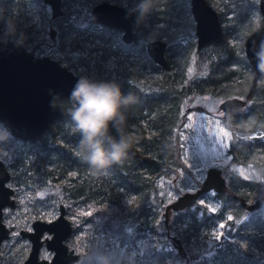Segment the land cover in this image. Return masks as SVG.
<instances>
[{
  "label": "trees",
  "instance_id": "trees-1",
  "mask_svg": "<svg viewBox=\"0 0 264 264\" xmlns=\"http://www.w3.org/2000/svg\"><path fill=\"white\" fill-rule=\"evenodd\" d=\"M114 1V0H109ZM120 1V0H119ZM225 5L231 4L230 17L227 18L223 11L217 10L221 22L226 21L222 34L216 41L205 44L197 49L196 60L193 65L197 73H189L190 58L184 54L183 47L177 51L182 56L178 60L168 59L166 67H160L151 61L150 67L153 73H159L160 77L146 78L137 74L134 70L108 69L112 73V80L120 84L122 92H131L139 97V103L127 114L126 122L136 123L141 119L150 121L159 129V133L149 137H142L138 145L139 155L128 154L120 164L111 165L105 172L108 183L96 182L90 184L87 177H82L85 172L92 171L82 164L76 155V145L80 139L78 133L68 131L69 128H62L64 138L62 144L52 147H41L45 156L41 159H32L28 169L34 175L61 176L67 172H74L75 176L69 175L68 182L61 186V190L55 191V199L62 201V196L68 198L67 208L74 212L75 208L83 204L84 198L110 195L116 197L134 196V207L122 209L119 212L108 213L104 208L96 204L93 207V214L102 216L103 223L115 233H123L124 225L127 224L136 234L146 235L149 240L146 244V251L142 258L149 260L151 264H172L176 258L184 257L188 264H254L247 259L249 251H241L235 244V238L240 233L246 232L253 220L243 217L248 214L236 198L225 195V192L216 193L221 197V203L216 207L209 208L197 205V201L185 209L175 212L168 225H164L162 219H153L158 216L156 208L162 207L164 200L160 192V178L176 172L182 165L179 129L183 124L180 116L182 108L189 96L197 91L205 90L214 92L219 82V94L226 97L239 95L244 97L248 103L251 121L245 125L240 112L235 117L239 127H232L233 136L229 142L230 159L228 164H241L250 160L264 178V156L256 158L254 148L257 146L260 152H264V134L262 136L251 135L255 131L261 132L264 129V76H258L250 69V65L244 55V49L235 42V38L245 33L241 25L247 20L248 10L255 9L254 14L258 15L256 0H225ZM87 0H63V15L56 17L45 25L54 26L56 29L53 42L60 48L69 46V53L76 55V48L79 44L78 36L64 41L62 37L72 32L85 34L89 28L85 27L88 21V13L80 16L83 5ZM131 8L140 0H126ZM77 5L78 9L71 10L70 6ZM88 5L86 10L90 11ZM137 16L138 13L136 12ZM189 0H159L155 9L147 16L142 23H137L133 39L130 43H124L120 38V31L117 28L100 26L97 31L90 29L84 36V41L92 43L91 48L99 54L100 60L109 57L146 56L145 42L149 39L162 38L167 42V50L178 40L192 36L194 33V21L190 16ZM260 23L262 21L260 20ZM95 27V26H94ZM232 28V30H231ZM3 39L4 32L0 31ZM194 42H190L193 45ZM37 47V46H35ZM240 49L239 52H237ZM35 49H32L34 52ZM211 55V59L208 56ZM170 53H167V57ZM85 64L88 62L83 61ZM100 80V77L94 78ZM214 86L213 89L210 85ZM61 99L56 98V101ZM63 113L57 118L68 116L72 104L68 99H63ZM52 124V123H51ZM51 124L49 126H51ZM65 132V133H64ZM131 142V141H130ZM142 155L147 159L143 160ZM51 164L53 170L46 171L45 167ZM42 169L43 171H40ZM227 177L229 188L245 200L251 194L264 192V181L246 180L241 177L232 178L227 168L223 169ZM54 180L55 178L52 177ZM61 194V195H60ZM204 196V195H203ZM202 196V197H203ZM195 206V208H194ZM150 212V213H149ZM152 214L153 218H148ZM255 225V232L244 234L253 249H264V216ZM222 222V231L217 236L209 233L214 224ZM178 236L183 248L177 251L167 233ZM258 236V238L256 237ZM175 247V246H174ZM250 258V257H249Z\"/></svg>",
  "mask_w": 264,
  "mask_h": 264
},
{
  "label": "rangeland",
  "instance_id": "rangeland-1",
  "mask_svg": "<svg viewBox=\"0 0 264 264\" xmlns=\"http://www.w3.org/2000/svg\"><path fill=\"white\" fill-rule=\"evenodd\" d=\"M101 1L109 0H87L83 5L84 8L80 16L88 13L90 17V11L86 10L87 6L90 5L92 7ZM111 2L131 7V4H128L126 0H114ZM207 2L215 9L223 11L227 18L230 17L231 13L228 9H233V6L231 4L225 5V0H207ZM0 3L9 7V13H11V9L15 10L18 19L22 22L19 26L20 30L25 32L27 36L24 47L30 52H32V49H35L32 53L35 57L48 55L66 66L74 74L80 77L88 76L92 79L100 77V80L113 81L112 73L108 72L110 68H116L118 70L130 68L142 77H160L159 73L152 72L150 67L151 60L147 54L146 56L139 55L127 58L117 56L100 60L99 54L91 50L94 45L84 41L86 39L84 36L86 37L90 29L97 31L101 25L87 21L83 24L89 28L85 34L72 32L62 37L66 42L75 36L80 37L79 44L75 50L77 54L73 55L71 52H68L69 46L60 48L51 39L48 32V25H45L50 21V8L42 0H0ZM70 8L71 10H76L78 6L73 5ZM254 10L251 8L248 10L247 20L241 25V30L245 35L250 33L257 24L260 25V20L264 22L260 13L258 12V15H255ZM225 24L226 21L222 22V28L225 27ZM1 30H3L2 24H0ZM19 38L20 36L17 34L15 37H4L2 40L10 41ZM244 39L239 34L234 40L243 47ZM190 42H194L193 45ZM181 47L184 49L182 50L184 51L183 53L187 54L191 60L189 63V73H197L195 70L196 67L193 65L196 60L195 51L197 50L194 33L192 36H188L182 40L180 39L178 43H174L166 51L170 53V56L167 58L174 61L178 60L182 56V53H177V51ZM203 48L205 50L207 47L204 46ZM239 51L240 49L237 52ZM208 58L211 59V55ZM83 61L88 63L85 64ZM222 98L221 95H217L214 92L204 91L189 96L188 100L183 103L185 106L190 105L191 110L186 114V107L184 106L181 110V113H183L180 114L183 120V124L178 131L182 149V165L178 167L176 172H170L169 175L163 173V176L160 178V192L164 203L162 207L156 208V211H158L157 217L155 216L153 218L152 214H149L148 218H153L155 221L158 218L163 220L162 211L164 205L174 199L181 191L199 185L204 177L206 168L212 165H220L222 169L227 168L232 178L241 177L246 180L264 181L261 173L253 167L250 160H245L241 164H228L231 157L229 142L233 136V129L227 124L231 123L232 127L238 128V120L241 119L233 116L228 120L221 118L218 104ZM60 99L58 102L63 106V99ZM244 110L247 114L242 115L241 118L243 119V123L247 125L252 118L248 113L249 109L247 106ZM63 127L69 128L68 131H72L69 115H64L58 120H55L35 140L21 139L13 135L15 139L6 144L4 150L0 151V159L4 161L11 174L7 184L14 189L13 197L15 199V205L13 207L6 206L2 209V220L9 227L10 233L0 244V264H11L14 260L21 261L25 257L28 251V242L19 236L18 230L20 228L29 229L30 223L34 219L50 220L58 213L59 201L55 199L56 195L54 193L56 190H61V186L68 182L69 175L75 176V173L67 172L61 176L54 174L52 177L55 179L53 180L51 176L44 178L41 175H34L28 169V165H31L32 159L36 158L38 160L45 156L41 152V147H52L53 145L62 144V139L64 138ZM122 132L134 144L139 142L142 137L158 134L159 129L152 125L150 121L141 119L136 123L126 122ZM262 134H264V129L261 132L255 131L251 135L262 136ZM136 147L139 148L138 145ZM254 151L256 158L264 156V152H260L257 146L254 148ZM45 170H53L52 165H47ZM40 171L43 170L40 169ZM92 177L95 183H108L105 172H93ZM225 195L229 194L225 192ZM61 196L62 201L67 204L66 196ZM261 196H264V192L258 194L252 193L247 202H253ZM134 200V196L116 197L110 195L107 198L104 196H95L91 197L81 206L76 207L74 212L66 214L72 225V232L65 243L79 255L77 261L73 264H90L89 254L98 250L113 253L117 257L116 264H151L148 259L142 258L146 251V244L149 240L148 236H140V234H136L131 228H128L126 233H115L104 225L102 216L95 215L92 211L93 207H95L94 204H96L99 208H104V211L108 213H117L121 208L120 206H122V209H132ZM221 200V197H217L216 193L210 190L202 198L197 200V205L206 206L209 209L219 205ZM248 212L243 217L249 220H255L256 222L250 223L246 232L240 231L243 234H238L235 238V244L241 251H249L247 259H250L252 263L264 264V249H253L247 240L248 238L246 239V236L244 237L245 233L251 236L255 232V225L253 226L252 224H258L263 221L258 217V213L264 212V199L261 200L259 210ZM173 215L174 213L171 219ZM222 226V222L214 224L209 232L211 236L219 235L222 231ZM260 235H264V232ZM256 237L258 238V236ZM173 248L176 249L174 246ZM50 254L51 252L44 248L40 252V255L45 258H49ZM186 263V259L181 256L176 258L172 264Z\"/></svg>",
  "mask_w": 264,
  "mask_h": 264
},
{
  "label": "water",
  "instance_id": "water-1",
  "mask_svg": "<svg viewBox=\"0 0 264 264\" xmlns=\"http://www.w3.org/2000/svg\"><path fill=\"white\" fill-rule=\"evenodd\" d=\"M42 1L50 8L51 20L63 15V0ZM129 9L131 7L101 1L91 7L88 22L119 28L121 40L130 43L137 27V14L129 13ZM189 9L194 21L196 48L201 49L208 42L216 41L223 30L217 10L207 0H189ZM257 9L264 20V0H257ZM260 26L259 33L254 34L252 30L245 36L243 42L246 60L251 61L250 69L258 76L261 75L255 71L256 61L252 48L253 41L258 44L264 39V22L260 23ZM48 32L53 40L56 34L55 27L50 25ZM166 48L167 42L162 38L149 39L145 42L146 54L152 62L161 67L168 65ZM79 78V75L48 55L35 57L24 45L18 47L15 40L5 42L0 37V123L6 124L18 138L35 140L63 113V106L58 101L55 108L50 107V102L56 98L68 99L73 85ZM218 107L225 116L230 112L243 110L245 99L238 96L226 97L221 100ZM111 134L116 135L114 131ZM128 154L139 155L138 148L132 142ZM142 159L146 160L147 156L142 155ZM10 177V171L0 159V243L8 234V228L2 221V208L15 204L14 189L7 184ZM210 190L215 193L227 192L248 211L260 207L261 200L264 199V196H261L248 203L229 188L222 167L212 165L206 168L199 185L181 191L164 205L162 211L164 225H168L173 213L190 206L193 201L199 200ZM58 209V215L50 221L39 218L33 220V232H26L23 229L20 231L31 240V250L26 260L14 264H71L77 258L73 249H68L63 242L71 232L70 221L65 215V205L61 202ZM44 230L51 233L50 238L44 239L46 247L53 250L50 260L38 258V250L42 243L40 236ZM167 236L176 250L181 251L183 245L180 238L169 232Z\"/></svg>",
  "mask_w": 264,
  "mask_h": 264
},
{
  "label": "clouds",
  "instance_id": "clouds-1",
  "mask_svg": "<svg viewBox=\"0 0 264 264\" xmlns=\"http://www.w3.org/2000/svg\"><path fill=\"white\" fill-rule=\"evenodd\" d=\"M159 0H140L129 13L137 12V23H142L155 9ZM22 22L14 9L9 13V7L0 3V24L3 25L5 37L20 38L15 40L18 47L23 46L27 36L20 30ZM261 31L256 25L254 34ZM7 42V41H5ZM258 47V50L256 48ZM252 51L255 59V71L264 76V39L257 44L253 41ZM251 64V61H248ZM72 104L68 111L70 125L74 133L80 135L76 145V155L79 161L94 172H106L113 164H120L128 156L131 146L122 129L126 124L127 114L140 101L135 94L122 92L120 84L114 80H97L81 76L73 85L69 96ZM50 107H56V100L50 102ZM116 135H112V132ZM14 138L10 128L0 123V151ZM90 264H116L117 257L111 252L94 251L89 254Z\"/></svg>",
  "mask_w": 264,
  "mask_h": 264
},
{
  "label": "flooded vegetation",
  "instance_id": "flooded-vegetation-1",
  "mask_svg": "<svg viewBox=\"0 0 264 264\" xmlns=\"http://www.w3.org/2000/svg\"><path fill=\"white\" fill-rule=\"evenodd\" d=\"M113 28H115V27H113ZM117 29H119V28H117ZM119 31H120V35H121V29H119ZM135 31V30H134ZM133 35H134V32H133ZM166 51H167V48H166ZM166 53V58H167V52H165ZM127 57H130V56H127ZM127 57H123V58H127ZM167 62H168V58H167ZM156 64V63H155ZM161 67V66H160ZM164 68V67H163ZM138 74V73H137ZM224 83L223 82H219V84L217 85V86H215V90H214V93L215 94H217V95H220L219 94V89H220V86L221 85H223ZM210 88L211 89H213L214 88V86H213V84L212 85H210ZM204 91H206L207 92V88L205 87V90H203V91H197V92H195V94L196 93H202V92H204ZM194 95V94H193ZM231 96H238V97H241V98H243V99H245L244 97H242V96H239V95H231ZM231 96H226V97H231ZM221 97H223L222 99H224V98H226V97H224V96H222L221 95ZM221 102V101H220ZM219 102V103H220ZM248 105V103H247V100L245 99V108H246V106ZM186 108H185V110H186V114L191 110V106L189 105H186L185 106ZM248 107V106H247ZM244 108V109H245ZM241 110V111H238V112H230L229 114H226L225 116H223V114H222V111L221 110H219L220 111V113H221V118L222 119H224V120H228L230 117H235L238 113H240V112H244V113H246L247 114V112L245 111V110ZM250 112V111H249ZM248 112V113H249ZM183 113V112H182ZM181 113V114H182ZM184 116H186L185 114H184ZM94 171H89V172H85L84 174H83V178L84 177H87L89 180H90V184H91V186H92V184H94V178L92 177V173H93ZM66 198H67V196H66ZM90 198H88V199H86V198H84V201H83V203L84 202H86V201H88ZM63 203L64 205H65V215L67 214V213H70V211L68 210V208H67V204H68V198H67V204L65 203V202H63V201H60V202H58V207H59V204L60 203ZM133 205H132V207L131 208H133L134 207V201H133V203H132ZM15 205V204H14ZM13 205V206H14ZM6 206H8V205H6ZM6 206H4L3 208H5ZM13 206H8V207H13ZM2 208V209H3ZM260 209V207H258L257 209H255V210H259ZM58 213H59V209H58ZM58 213L56 214V216L58 215ZM55 216V217H56ZM264 216V212L263 213H258V217L260 218V219H262V217ZM54 217V218H55ZM66 217H67V215H66ZM54 218H52V219H54ZM37 219V218H36ZM52 219H50V220H52ZM35 220V219H34ZM43 220V219H42ZM50 220H45V221H50ZM3 221V220H2ZM32 222L33 221H31V223H30V228L29 229H27V228H20L19 230H18V234H19V236L20 237H22L23 239H25L27 242H28V251H27V253H26V255H25V257L21 260V261H16V260H14L11 264H14V263H20V262H22V261H24V260H26V258L28 257V255H29V253H30V250H31V240L28 238V236H26V235H22L21 234V230L23 229V230H25L26 232H33L34 231V229H33V227H32ZM253 222H256L255 220H253ZM71 224V223H70ZM7 227V226H6ZM8 228V234H7V237L9 236V233H10V229H9V227H7ZM124 231H125V233H126V231H128V227H127V224H125L124 225ZM71 232H72V225H71ZM71 232H70V234H71ZM70 234L63 240V242L65 243V241H66V239L70 236ZM50 236H51V233H48L46 230H44L43 231V233H42V235L40 236V239L42 240V243H41V245H40V247H39V250H38V258L39 259H47V260H50L51 259V257L53 256V250H50V249H48L47 247H46V245H45V242H44V239L47 237V238H50ZM6 237V238H7ZM5 239V238H4ZM3 239V240H4ZM2 240V241H3ZM1 241V242H2ZM1 244V243H0ZM66 244V243H65ZM66 246H67V248L68 249H73V248H69L68 247V245L66 244ZM42 248H44V249H46V250H48L49 252H51V254H50V257L49 258H45V257H42L41 255H40V252H41V250H42ZM73 251L77 254V258L71 263V264H73L74 262H76L77 261V259H78V253L73 249Z\"/></svg>",
  "mask_w": 264,
  "mask_h": 264
}]
</instances>
